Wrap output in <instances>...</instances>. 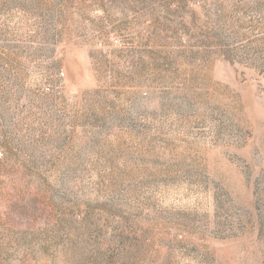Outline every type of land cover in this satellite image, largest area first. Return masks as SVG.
I'll return each instance as SVG.
<instances>
[{"label": "rangeland", "instance_id": "1", "mask_svg": "<svg viewBox=\"0 0 264 264\" xmlns=\"http://www.w3.org/2000/svg\"><path fill=\"white\" fill-rule=\"evenodd\" d=\"M0 264H264V0H0Z\"/></svg>", "mask_w": 264, "mask_h": 264}, {"label": "built area", "instance_id": "2", "mask_svg": "<svg viewBox=\"0 0 264 264\" xmlns=\"http://www.w3.org/2000/svg\"><path fill=\"white\" fill-rule=\"evenodd\" d=\"M62 74H64V73H62Z\"/></svg>", "mask_w": 264, "mask_h": 264}]
</instances>
